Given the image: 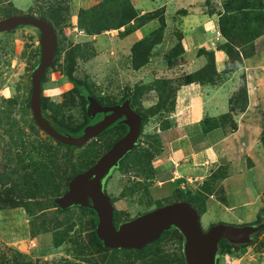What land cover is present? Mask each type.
<instances>
[{
	"label": "rangeland",
	"instance_id": "1",
	"mask_svg": "<svg viewBox=\"0 0 264 264\" xmlns=\"http://www.w3.org/2000/svg\"><path fill=\"white\" fill-rule=\"evenodd\" d=\"M13 14L44 18L54 30L42 104L64 133L103 114H91L90 100L127 101L141 116L136 143L101 182L116 227L167 202L196 203L219 191L216 173L201 182L151 186V161L164 145L160 130L187 94L178 95L182 86L199 91L205 128L247 123L256 130L252 159L264 172V0H0V19ZM39 55L36 27L0 32V264H185L184 238L173 225L141 249H109L97 238L90 204L54 202L126 127L119 121L72 148L43 132L28 104ZM212 215L204 216L203 230L224 222ZM263 218L262 210L251 224ZM262 255L263 227L245 244L220 240L215 264H262Z\"/></svg>",
	"mask_w": 264,
	"mask_h": 264
},
{
	"label": "water",
	"instance_id": "2",
	"mask_svg": "<svg viewBox=\"0 0 264 264\" xmlns=\"http://www.w3.org/2000/svg\"><path fill=\"white\" fill-rule=\"evenodd\" d=\"M19 25H32L39 31L40 55L30 76L28 104L35 124L43 132L64 146L79 147L90 138L101 134L117 120L126 127L121 137L115 140L91 166L72 177L67 184V190L54 198V202L60 208L90 204L97 215L95 229L97 238L105 248L141 249L173 225L184 238L185 264H215V253L220 240L230 244H245L250 241L251 234L264 226V221L256 225L217 222L203 230L196 209L187 201L178 200L157 206L116 227L113 222V206L102 189L101 182L106 173L136 143L141 127V116L127 101L119 105H102L90 100L91 114H104L100 119L86 124L79 135L56 130L41 113V79L44 70L54 60L56 51L54 30L44 18L13 14L0 19V32Z\"/></svg>",
	"mask_w": 264,
	"mask_h": 264
},
{
	"label": "crops",
	"instance_id": "3",
	"mask_svg": "<svg viewBox=\"0 0 264 264\" xmlns=\"http://www.w3.org/2000/svg\"><path fill=\"white\" fill-rule=\"evenodd\" d=\"M192 87L188 84L178 90V95L185 91L186 98L176 100L171 125L160 130L164 145L151 161L155 169L151 186L201 182L216 173L217 194L211 192L196 203L185 200L198 212L200 225L206 222L207 213L234 225L251 224L264 207V172L252 159L257 132L247 123H236L230 130L205 128L204 102Z\"/></svg>",
	"mask_w": 264,
	"mask_h": 264
},
{
	"label": "trees",
	"instance_id": "4",
	"mask_svg": "<svg viewBox=\"0 0 264 264\" xmlns=\"http://www.w3.org/2000/svg\"><path fill=\"white\" fill-rule=\"evenodd\" d=\"M67 79H68V82L72 85V87L75 89V90H79V86H80V84L75 80V79H73L71 76H70V74H67ZM41 91H42V85H41ZM42 100H43V96H42V93H41V113H42V115L45 117V118H47V119H49V117L44 113V111H43V104H42ZM98 118H95L94 120H87L85 123H84V125H86V124H89V123H92V122H94V121H96ZM50 123L53 125V127L56 129V130H58L59 132H62V133H64L65 131H63L61 128H59V127H57L54 123H52L51 121H50ZM116 123H118V122H115V123H113V124H116ZM112 124V125H113ZM124 128H125V126H124ZM81 129L82 128H78V129H76L75 131H73V132H71V133H69V134H71V135H79V134H81ZM105 131V130H104ZM69 148H72L71 146H69ZM262 210L264 211V207H263V209H262V207L261 208H259V210H258V213H257V216H256V220H255V222H257V220L259 219V217L262 215Z\"/></svg>",
	"mask_w": 264,
	"mask_h": 264
},
{
	"label": "flooded vegetation",
	"instance_id": "5",
	"mask_svg": "<svg viewBox=\"0 0 264 264\" xmlns=\"http://www.w3.org/2000/svg\"><path fill=\"white\" fill-rule=\"evenodd\" d=\"M103 115H104V114H101V116H100L98 119H100ZM98 119H97V120H98ZM94 122H95V121H94ZM115 122H119V120H117V121H115ZM115 122H114V123H115ZM92 123H93V122H92ZM112 124H113V123H112ZM112 124H111V125H112ZM111 125H110V126H111ZM106 129H107V128H106ZM106 129H105V130H106ZM103 132H104V131H103Z\"/></svg>",
	"mask_w": 264,
	"mask_h": 264
}]
</instances>
